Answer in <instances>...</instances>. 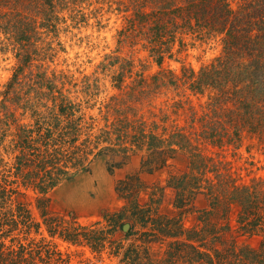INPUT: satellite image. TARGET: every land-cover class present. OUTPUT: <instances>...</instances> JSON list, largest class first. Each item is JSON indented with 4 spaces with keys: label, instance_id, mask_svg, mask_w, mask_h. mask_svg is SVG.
Here are the masks:
<instances>
[{
    "label": "trees",
    "instance_id": "obj_1",
    "mask_svg": "<svg viewBox=\"0 0 264 264\" xmlns=\"http://www.w3.org/2000/svg\"><path fill=\"white\" fill-rule=\"evenodd\" d=\"M90 1L0 0V34L19 62L0 104V148L12 156L0 171V264H68L51 240L26 238L41 226L51 238L97 253L108 244L118 264H264V176L245 179L222 155L246 142L264 146V0H116L118 13L126 14L118 45H141L158 70L132 78L133 60L105 57L101 71L118 66L111 79L120 94L106 105L114 121L97 133L82 102L65 89L68 78L43 68L56 55L47 40L57 37L64 12L75 26L87 24L82 11ZM184 35L217 42L219 54L197 70L163 67L185 51ZM126 78L131 81L125 85ZM97 82L86 78L84 91H96ZM162 96L178 99L170 106L173 115L187 107L185 125L159 130L139 115ZM191 97L205 101L196 109ZM159 112L165 124L169 115ZM140 154L143 171H166L165 185L154 186L144 198L146 187L127 175L117 184L124 206L107 219L106 231L49 211L46 195L96 157L120 158L114 164L119 166ZM21 189L36 196L41 222L17 201L26 196ZM163 201L172 207L166 213L160 212ZM124 219L127 233L108 239Z\"/></svg>",
    "mask_w": 264,
    "mask_h": 264
},
{
    "label": "rangeland",
    "instance_id": "obj_2",
    "mask_svg": "<svg viewBox=\"0 0 264 264\" xmlns=\"http://www.w3.org/2000/svg\"><path fill=\"white\" fill-rule=\"evenodd\" d=\"M101 1L96 3V0H91L89 2L92 3L90 7L83 6L82 13L88 18L87 24L79 23L75 26V22L70 19L69 12H64L65 22L59 25L57 37L47 40V42L53 41L52 48L56 55L52 60H46L43 63V68H47L48 75L54 72L56 75L62 74L68 78L71 84L65 85V89L72 91L71 96L82 102L86 120L93 122V133H97L98 130L114 121L115 116L112 115V112L107 113L106 105L109 104L112 97L120 94L111 79L112 72L116 71L118 66L104 72L101 71V64L107 63L105 61L106 56L133 60L135 67L132 78L135 74L140 73L149 76L158 70L157 64L148 57V52L143 50L141 45L135 47L118 45L117 33L124 25L126 14L118 13L117 5L113 4L116 0ZM231 3L234 4L235 0H231ZM98 9H100L99 13L97 12ZM182 43L185 51L175 59L166 60L163 67L177 70L184 64L197 70L201 65L216 57L220 51L217 42L205 40L196 37V35L182 36ZM178 48L179 44L176 42L174 49L177 50ZM18 66L16 51L8 45L5 37L0 34V104L4 99L3 92ZM32 71L36 72L34 66ZM29 72L30 68L25 74H29ZM86 78L91 84L97 79L98 89L96 91L92 89L84 91ZM130 81L131 79L126 78L124 84H129ZM171 98L172 96H162L155 99L151 106L143 108L139 115H143L148 122H156L160 126L159 130L163 126L170 129L172 125H185L187 107L180 110L176 115L171 114L173 109L170 106L178 100H171ZM191 100L195 108L198 109L205 98L191 97ZM10 109L13 107L10 106ZM160 110L166 111L169 115L165 124L161 122ZM19 114L20 111L15 112L17 118ZM222 155L225 156L226 161L232 163L233 170H237L245 179L253 176H264V146H258L256 142H246L239 151H227ZM11 157V155L4 154L0 148V159H3L0 171L3 165L10 166ZM140 161L141 154L130 155L121 165L115 166V163L121 162L120 158L107 160L96 157L85 170L77 172L46 195L49 211L64 216L65 220L76 221L82 226L106 231L109 229L107 219L110 216L119 215L124 206V200L117 192V184L127 175H136L146 187L140 193V196L144 198H147V194L154 186L162 187L165 185L167 176L165 170L155 171L152 174L147 173L140 168ZM248 162H251L253 166H249ZM110 164H113V167H110ZM175 164L178 166V162ZM248 173H250L249 176H246ZM21 192L25 191L21 189ZM25 193L26 196L18 195L17 201L27 204L36 221L41 222L39 211L36 208V196L31 191ZM169 194L170 191L168 190L165 198L169 197ZM197 206L201 207L202 204L197 203ZM171 208L169 203L163 201L160 212L166 213ZM235 214L236 207L233 206L229 215L232 224H234ZM120 223L123 226L129 225L125 219ZM192 224V217H188L185 220V226L190 227ZM122 228L115 235H107V238L114 241L127 233L130 225L125 232ZM139 229L138 226L134 228L135 231ZM20 238L23 239L25 236L21 235ZM26 238L51 240L63 254V258L69 257L68 264H118V260L111 254L108 244L103 251L97 253L87 246L72 245L58 237L51 238L43 226L38 233L32 232ZM246 244L256 245L254 241H247ZM153 252H157V249L154 248Z\"/></svg>",
    "mask_w": 264,
    "mask_h": 264
},
{
    "label": "water",
    "instance_id": "obj_3",
    "mask_svg": "<svg viewBox=\"0 0 264 264\" xmlns=\"http://www.w3.org/2000/svg\"><path fill=\"white\" fill-rule=\"evenodd\" d=\"M128 228H129V225L128 224H125L122 229L125 232V231H127Z\"/></svg>",
    "mask_w": 264,
    "mask_h": 264
}]
</instances>
